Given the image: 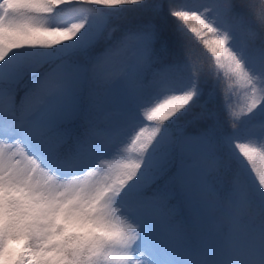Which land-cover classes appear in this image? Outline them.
I'll use <instances>...</instances> for the list:
<instances>
[{
	"label": "snow or ice",
	"instance_id": "obj_1",
	"mask_svg": "<svg viewBox=\"0 0 264 264\" xmlns=\"http://www.w3.org/2000/svg\"><path fill=\"white\" fill-rule=\"evenodd\" d=\"M0 264H264V0H0Z\"/></svg>",
	"mask_w": 264,
	"mask_h": 264
},
{
	"label": "clouds",
	"instance_id": "obj_2",
	"mask_svg": "<svg viewBox=\"0 0 264 264\" xmlns=\"http://www.w3.org/2000/svg\"><path fill=\"white\" fill-rule=\"evenodd\" d=\"M56 223H57V224H59V223H60V220H59V218H57V220H56Z\"/></svg>",
	"mask_w": 264,
	"mask_h": 264
}]
</instances>
